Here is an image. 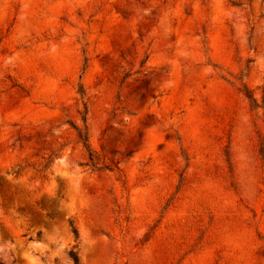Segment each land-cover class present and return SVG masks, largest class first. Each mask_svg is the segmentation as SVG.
Returning a JSON list of instances; mask_svg holds the SVG:
<instances>
[{
  "label": "rangeland",
  "instance_id": "374dc122",
  "mask_svg": "<svg viewBox=\"0 0 264 264\" xmlns=\"http://www.w3.org/2000/svg\"><path fill=\"white\" fill-rule=\"evenodd\" d=\"M70 252L264 264V0H0V264Z\"/></svg>",
  "mask_w": 264,
  "mask_h": 264
},
{
  "label": "trees",
  "instance_id": "16d2710c",
  "mask_svg": "<svg viewBox=\"0 0 264 264\" xmlns=\"http://www.w3.org/2000/svg\"><path fill=\"white\" fill-rule=\"evenodd\" d=\"M82 139H83V141L87 140L86 137H84ZM89 159L92 160V155L91 154H89ZM74 234L77 235V232H76L75 229H74ZM69 258L72 261V264H80L79 258H78V256L76 255L75 252H70L69 253Z\"/></svg>",
  "mask_w": 264,
  "mask_h": 264
}]
</instances>
